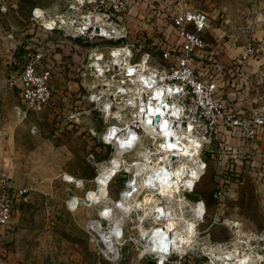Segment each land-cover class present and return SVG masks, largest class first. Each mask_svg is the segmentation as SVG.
Masks as SVG:
<instances>
[{
	"label": "rangeland",
	"instance_id": "rangeland-1",
	"mask_svg": "<svg viewBox=\"0 0 264 264\" xmlns=\"http://www.w3.org/2000/svg\"><path fill=\"white\" fill-rule=\"evenodd\" d=\"M5 1L8 10L0 13V77L19 74L24 54L44 49L52 70V100L38 112L26 108L16 88L11 87L10 99H3L0 91V108L15 112L18 130V144H13L16 163L10 174L1 169L0 182L9 176L16 187L27 188L26 195L14 207L9 225L0 227V264H153L140 259L141 249L136 244L137 217L140 219L142 213L133 212L124 220L131 207L122 204L126 180L121 173L106 183L102 203L91 201L97 192V172L110 150L88 134L93 128L99 135L103 124L98 114L89 110L84 96L86 89L78 70L84 49H75L73 39L58 30L44 36L41 21L29 19L34 8H38L37 13L39 8L44 9L47 18L57 14L79 15L89 8L72 6L74 0ZM191 4L209 14V49L220 55L224 65L220 74L221 94L228 99L235 97L233 103L239 97L264 106V59L261 53L243 59L249 44L264 49V0H194ZM141 12H145L141 4L131 10L133 30ZM44 23L48 25L46 20ZM52 43L55 45L51 46ZM6 82L4 79L3 83ZM7 145L1 144V152ZM213 148L209 149L207 169L192 198L205 200L207 214L196 227L192 257H187L183 264H210L204 250L216 248L246 253L255 259L251 260L254 264H264V194L256 189L257 181L264 182V171L259 175L256 166L245 162L247 151L241 153L239 160L228 149L230 152L226 151L224 159H220V150ZM231 173L238 175L236 180ZM118 207L124 221L118 234L112 236V244L114 236L122 231L123 237L115 245L117 256L108 259L92 227L98 220L102 226L99 228L104 230L106 221L99 217L107 219ZM188 221L194 230L189 234L192 241L195 220ZM165 222L161 224L166 226ZM149 225L146 222L143 228L149 230ZM201 247L204 249L199 253Z\"/></svg>",
	"mask_w": 264,
	"mask_h": 264
},
{
	"label": "built area",
	"instance_id": "built-area-1",
	"mask_svg": "<svg viewBox=\"0 0 264 264\" xmlns=\"http://www.w3.org/2000/svg\"><path fill=\"white\" fill-rule=\"evenodd\" d=\"M192 1L74 0L72 6L89 9L79 15L57 14L48 18L54 20L52 26L42 20L47 18L44 9L39 8L40 13H36L38 8L31 11V17L41 21L44 36L49 37L53 30L61 31L64 37L73 39L75 49L79 50L91 42L78 70L89 110L98 114L103 127L99 135L93 128L88 132L97 143L109 148L104 163H110L114 154L121 152L118 170L111 179L121 173L126 180L122 190L131 188L142 202V207L138 211L130 210L124 220L133 212H141L142 219H137V224L156 225L157 210L145 204V196L152 195V190L157 195L163 186L172 188L176 179L172 170L181 168L182 164L187 166L183 173L179 172L173 195L168 194L177 227L184 232L186 222L197 214L199 204L203 213L194 219L195 233L188 244L169 235H159L149 245V239L138 236L140 259L153 264H183L187 257H192L190 250L195 246L196 227L207 214L205 200L192 198L207 169L210 147L211 151L215 146L218 147L215 151L224 149L227 144L224 137L233 136L240 140L245 153L248 147L256 148L259 138L264 137V106L254 107L246 115L231 109L217 95L224 65L209 49V14L192 5ZM137 4L145 12L137 14L139 22L133 30L130 15ZM7 10V2L0 0V13ZM245 51L243 59L259 53L264 59L262 47L249 44ZM46 60L44 49L28 51L21 72L13 79L20 82L22 101L33 111H43L51 104L52 70ZM260 163L255 165L259 172L263 168ZM26 193L27 188L16 187L9 176L1 178L0 227L9 225L18 199ZM181 198L185 203L180 202ZM159 203L160 207L166 206L165 201ZM111 213L110 216L122 212L118 207ZM161 214L158 219L163 217ZM99 219L106 221L107 226L100 229L98 221L92 229L94 235L108 230V220ZM122 237L123 231L114 236L113 246L110 238L96 236L103 255L108 259L117 256L115 245Z\"/></svg>",
	"mask_w": 264,
	"mask_h": 264
},
{
	"label": "bare ground",
	"instance_id": "bare-ground-1",
	"mask_svg": "<svg viewBox=\"0 0 264 264\" xmlns=\"http://www.w3.org/2000/svg\"><path fill=\"white\" fill-rule=\"evenodd\" d=\"M38 10H36L37 13ZM40 11V10H39ZM86 18V17H84ZM89 18V17H87ZM43 22L44 20L47 21L48 26H52L54 24V20L53 19H48V18H43L42 19ZM103 30V29H102ZM113 160L110 163H102V165L99 167V175L97 177V192L95 195L94 200H91L93 203H102L104 201V196L106 194V183L111 179V177L115 174L116 170H118L119 164H120V159H121V152L115 153L113 156ZM185 167L187 168V166L185 164H182L181 168L177 167L174 170H172V172L176 174V179H174V181L172 182L173 187L168 189V188H164V186L160 189V193H158L157 196L156 194H153L155 192V190H152V195H148L145 196V204H149L150 207L152 208V210L156 209L157 211L155 212L154 216V221L157 223L158 220H160L162 218V220H160L161 222H165L164 226L163 224H161V222H159V224L157 225H150L149 227L146 228H150L149 230L143 228L144 226L142 224H137V229H138V233L139 236L141 238H144V240L149 239V245H151V241L156 239L159 235L165 236V235H169L170 237L172 236L173 238H178L180 240V242L183 244V242H187V244L189 243V239L191 238V236L189 235L190 233L192 234L194 232L192 226H190L189 221L186 224L185 230L184 232L180 230V228L177 227V224L175 223V212H172V205L170 204L171 200H169L168 198V194L169 192H171V195H173V191H175V189L178 187V179H179V172L183 173ZM193 173L195 174V171H193ZM185 182H189L188 180ZM131 188H129V190H123L125 191V193L122 194V204L126 207H131L130 210L134 209L136 211H138V209H140L142 207V202L137 200V194L135 192L130 191ZM172 189V190H171ZM163 198V199H162ZM159 199V200H157ZM165 201V207H160V203L159 202H164ZM181 202V201H180ZM185 202V201H184ZM105 204V203H104ZM104 209H110L111 208L109 206H105L103 207ZM129 210V212H130ZM202 208L201 206H199L198 212L197 214H193L192 220H194L195 218H197V216H201L202 214ZM112 211V210H111ZM162 213V214H161ZM116 214V213H115ZM165 215V217H160L159 219L157 218V216L159 215ZM117 215V214H116ZM142 215V214H141ZM100 218V217H99ZM138 220L142 219L141 218H137ZM107 220H108V224H109V230L106 232H101L98 231V233H95V236H97L98 239L103 238V237H108L110 238V243H112V236L114 234H118L120 227H121V223H122V215H117V216H107ZM137 220V221H138ZM177 222V221H176ZM174 223V226L172 225ZM99 224L98 220L95 221L94 226L92 228H95L96 225ZM176 225V226H175ZM114 241V240H113ZM115 243V242H113ZM181 244V246L183 247V245ZM114 246V244H113ZM204 249V248H203ZM204 254L207 255L210 259V264H214V262H222V263H226V264H254L251 261V256H249L246 253L243 254H239V252L237 251H224V250H220L217 248L216 249H209V250H204ZM206 264V263H205Z\"/></svg>",
	"mask_w": 264,
	"mask_h": 264
},
{
	"label": "crops",
	"instance_id": "crops-1",
	"mask_svg": "<svg viewBox=\"0 0 264 264\" xmlns=\"http://www.w3.org/2000/svg\"><path fill=\"white\" fill-rule=\"evenodd\" d=\"M29 15H30L29 19L30 20L33 19L31 17V14H29ZM25 47H27V46H25ZM218 57L220 58V55ZM247 57H249V56H247ZM14 73H16V72H14ZM17 75L18 74H11V76L9 78L0 77V91H1V94H4L3 95L4 97H2L3 99L4 98L10 99L11 87L16 88L20 94V86H21L20 82L17 80H16V82H13V80H11L13 78H16ZM4 79L7 80L8 82L3 83ZM9 80H11V81L9 82ZM222 85H223V82H221V78H220V93H218L217 95L220 96V98H222V100L226 103V105H228L231 109L243 111L246 115H249L252 108L260 106V105L252 104L251 101H249V102L246 100L242 101V100H240L239 97H237L236 101L233 103L232 101H233V99H235V97H231L228 99V98H226L225 94H221ZM231 85H234V83H232ZM5 96H7V97H5ZM227 97H228V94H227ZM17 132H18V130H17V123L15 120V112L11 109H7V110L5 109L4 110V109L0 108V147H1V144H8L7 147L3 150V152H1V149H0V171L3 168L4 171H6L8 174L11 173L12 168L16 163L15 147L13 146V144H18ZM224 138H225V141L227 142V144H226L224 149H220V159H224V157L226 156V154H225L226 151L231 150L232 156L233 157L237 156L240 160L241 153H243L242 144H241L240 140L233 137V136H225ZM255 150L257 152L256 155H251L252 163H254L255 165H258L259 161L261 162L260 164H262L263 168H262L261 172H258L259 175H261L262 171H264V137H261V139L259 138V141H258V144H257V147L255 148ZM235 153H237V155ZM7 164H8V166H7ZM256 170L254 169V172H253L254 176L257 175ZM252 171H253V169H252ZM263 181H264V179H263ZM256 187H259V188H256L257 191H259V192L261 191L264 194V182L259 183L257 181ZM258 195H261V193ZM251 260L254 261L255 259L251 258Z\"/></svg>",
	"mask_w": 264,
	"mask_h": 264
},
{
	"label": "trees",
	"instance_id": "trees-1",
	"mask_svg": "<svg viewBox=\"0 0 264 264\" xmlns=\"http://www.w3.org/2000/svg\"><path fill=\"white\" fill-rule=\"evenodd\" d=\"M88 134H89V132H88ZM256 150H255V148H249L248 147V149H247V152H246V155H245V162L246 163H249V166H255V164L254 163H252V158H251V155H256ZM225 174V173H224ZM223 176H227V174H225V175H223ZM230 176H233L234 177V179L236 180V178L235 177H238V175L237 174H234V173H231L230 174ZM228 177H229V175H228ZM237 180H238V178H237Z\"/></svg>",
	"mask_w": 264,
	"mask_h": 264
},
{
	"label": "water",
	"instance_id": "water-1",
	"mask_svg": "<svg viewBox=\"0 0 264 264\" xmlns=\"http://www.w3.org/2000/svg\"><path fill=\"white\" fill-rule=\"evenodd\" d=\"M96 29H97V30H102L100 27H97ZM103 31H104V30H103ZM104 32L107 33L106 31H104ZM90 43H91V42H87V45L89 46ZM88 46L84 48V51H85V52H86ZM85 52H84V54H85Z\"/></svg>",
	"mask_w": 264,
	"mask_h": 264
}]
</instances>
